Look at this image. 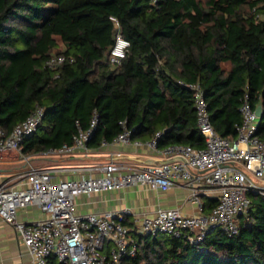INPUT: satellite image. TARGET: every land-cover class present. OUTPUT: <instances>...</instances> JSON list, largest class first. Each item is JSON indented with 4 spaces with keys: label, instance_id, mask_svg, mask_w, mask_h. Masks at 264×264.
<instances>
[{
    "label": "trees",
    "instance_id": "obj_1",
    "mask_svg": "<svg viewBox=\"0 0 264 264\" xmlns=\"http://www.w3.org/2000/svg\"><path fill=\"white\" fill-rule=\"evenodd\" d=\"M117 32L129 44L112 62ZM55 53L68 58L47 66ZM190 82L202 87L218 133L235 137L247 93L254 108L261 105L264 135V0H0V127L9 132L43 108L20 143L25 155L71 142L76 121L86 128L94 109L89 147L112 141L123 119L132 139L163 130L160 147H201ZM247 194L235 234L217 226L190 242L136 233V252L122 264H264V196ZM215 201L208 197L202 210ZM48 264L62 263L52 253Z\"/></svg>",
    "mask_w": 264,
    "mask_h": 264
},
{
    "label": "built area",
    "instance_id": "obj_2",
    "mask_svg": "<svg viewBox=\"0 0 264 264\" xmlns=\"http://www.w3.org/2000/svg\"><path fill=\"white\" fill-rule=\"evenodd\" d=\"M110 18L117 24L116 17ZM128 44L129 41L117 32L110 48V61L118 62ZM67 58L63 53L51 54L45 64L55 67ZM187 86L193 91L196 123L203 135V146L171 143L160 147L157 140L163 130L156 131L144 141L132 139L123 119L120 120L122 129L112 140L145 144L163 155L160 161L137 164L118 159L116 156L120 153L117 152L116 156L111 154L102 162L68 167L69 172L76 174L70 177L53 176L64 168L29 164L15 175V184L0 182V219L14 227L31 264H48V256L52 253L62 264H122L125 256L134 255L137 240L125 222L130 209L80 213L74 208L75 197L79 194L119 189L126 185L153 189L181 185L186 190L185 200L198 209L195 213H185L176 206H158L151 213L143 212L135 220L133 230L137 234L161 231L174 236L183 235L193 242L201 240L217 226L229 235L237 232L235 216L248 210V191L264 196V135L257 133L259 116L245 93L239 106L241 121L236 126L235 137L223 136L210 121L200 84L190 82ZM42 115V106L36 105L9 132L0 127V153L19 148L23 137L36 129ZM98 118L94 109L86 128L76 121L71 142H63L36 154L87 152V141ZM106 143L108 141L103 140L101 145ZM204 195L216 200L207 211L202 210ZM30 204L39 207L44 215L30 220L18 219V209ZM107 241L110 245L105 250Z\"/></svg>",
    "mask_w": 264,
    "mask_h": 264
},
{
    "label": "crops",
    "instance_id": "obj_3",
    "mask_svg": "<svg viewBox=\"0 0 264 264\" xmlns=\"http://www.w3.org/2000/svg\"><path fill=\"white\" fill-rule=\"evenodd\" d=\"M228 137V136H227ZM120 155L116 156L115 153ZM115 155L118 159L145 164L160 161L163 155L150 149L145 144L136 145L133 142L118 143L109 141L98 147H89L87 152L73 151L64 154L39 155L31 154L26 159V155L20 150L11 149L0 153V182L7 181L15 184V175L27 167L26 162L32 156L38 158V166L50 168H64L62 172H57L53 176H73L68 167L74 165H84L104 161L109 155ZM186 190L181 185H173L167 189H153L143 185H126L119 189H108L92 192L90 194H79L75 197L74 208L76 212H102L108 209L121 210L130 209L126 214L125 222L132 228V236L136 233L133 228L136 226L135 220L141 217L143 212L151 213L156 207H179L182 212H198L196 205L185 200ZM209 195L202 196L205 201ZM44 212L36 205L30 204L25 208L18 209L17 217L20 220H30L43 216ZM110 243H105L107 250ZM0 264H31L29 254L24 245L19 240L14 227L0 219Z\"/></svg>",
    "mask_w": 264,
    "mask_h": 264
},
{
    "label": "rangeland",
    "instance_id": "obj_4",
    "mask_svg": "<svg viewBox=\"0 0 264 264\" xmlns=\"http://www.w3.org/2000/svg\"><path fill=\"white\" fill-rule=\"evenodd\" d=\"M37 160H38V158H36L35 156H32V157L30 158V160H29V163L26 162V164H27V166H29V164H32V165H34V166H38V164H37Z\"/></svg>",
    "mask_w": 264,
    "mask_h": 264
},
{
    "label": "water",
    "instance_id": "obj_5",
    "mask_svg": "<svg viewBox=\"0 0 264 264\" xmlns=\"http://www.w3.org/2000/svg\"><path fill=\"white\" fill-rule=\"evenodd\" d=\"M255 112H256V114H257L258 116L261 115V105H260V104L256 105V107H255Z\"/></svg>",
    "mask_w": 264,
    "mask_h": 264
}]
</instances>
